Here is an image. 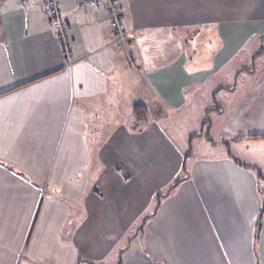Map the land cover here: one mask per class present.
I'll return each mask as SVG.
<instances>
[{
    "label": "crops",
    "instance_id": "0c3cea01",
    "mask_svg": "<svg viewBox=\"0 0 264 264\" xmlns=\"http://www.w3.org/2000/svg\"><path fill=\"white\" fill-rule=\"evenodd\" d=\"M43 2L0 0V264H78L113 251L183 165L156 119L234 59L233 83L216 86L232 93L215 113L229 151L191 157L119 260L264 264V46L243 51L264 41V0H118L123 48L103 9L56 0L51 14ZM207 51L211 68L188 58ZM128 71L156 115L138 132L118 123L90 146L91 129L106 130L99 105ZM81 200L65 240L68 202Z\"/></svg>",
    "mask_w": 264,
    "mask_h": 264
},
{
    "label": "rangeland",
    "instance_id": "374dc122",
    "mask_svg": "<svg viewBox=\"0 0 264 264\" xmlns=\"http://www.w3.org/2000/svg\"><path fill=\"white\" fill-rule=\"evenodd\" d=\"M208 34L209 38L207 39V41L208 44H210L209 42L211 41V46L215 43V41L212 40V33ZM248 42L249 44L247 45V47L244 46L243 51L251 48V45L254 42L257 48H260V46H264V41H262L260 44L258 41L251 40ZM125 46L126 44H122L121 46L114 47L123 48ZM187 53L188 55H190V52ZM188 58H191L192 61L196 62L197 65L199 63H202L205 68H211L212 66L211 55H208V51L207 55H205V52H203L199 57L190 56ZM234 63L235 59L227 64L223 68L222 72L218 71L210 75L208 79L201 84L200 87L192 89V93H189L187 95L185 105L179 111L175 113L171 111V113L166 115L165 118L159 120L156 119L157 123H160L162 131L166 134L169 141L173 145H175L176 149L181 150V153L185 152L184 156L182 155V163L184 164V166L181 165L177 178H180L184 175V168H186V163L191 160V157H195L200 153L203 154V156L208 157L212 156V154L217 155L228 150V148L226 149L224 145L219 144L221 137L219 135V131L216 128V117L218 115L217 109L219 107L221 98H223L224 96L232 97V93H230L229 95L225 92L226 89H219L220 91L216 90L218 88L216 86H219L220 84L225 85L228 83H233V79H235L233 77V65H235ZM132 73V71H128L125 84H122V87L114 90L112 95L106 98L99 105L101 111H103L104 113H102L103 117L106 118V121L103 120L106 122V130L104 131L103 135L99 134L96 136V129H91L92 134L89 133V135H87V140H89L90 146L92 145L96 148L97 146L101 145V142L107 137V134L109 133L108 129H113L118 123H125L126 126L129 127V130H131L132 132H138V129L142 128L145 124H147V122H149V120H151L153 106L148 105L147 107L145 104H141L143 109L142 111L138 110L136 114L133 111L134 104H137L139 102L140 89L138 87L139 83L136 85L137 78H135ZM213 89L216 91L212 93L211 90ZM215 113H217V115ZM162 114L164 113H160L158 115ZM153 115L155 116L156 114L153 113ZM100 122L102 123V120H100ZM108 124H110V127L107 126ZM206 144H211L212 148L206 149L205 147L208 146ZM263 149L264 148H261L262 151ZM261 154H263V152ZM91 171H93V169H91ZM94 178L95 176H92L90 178L89 184ZM155 199V195H153V200L149 208L146 211H143V214L139 216L134 224L132 223L133 225L131 224L132 229L131 227L129 228V230L119 239V241L116 242V245L113 247V251H111L106 257L96 260L83 258L77 261V263L117 264L119 260L120 249L130 241V236L135 233L136 229L139 232L140 227L137 226L141 224L143 216H145V214L149 213L153 209ZM68 203L69 215L68 220H66L65 222L63 232L65 240L70 239V237L67 238L66 236H70L71 231H73L77 227L76 223L79 218L78 216L83 213V200H81L78 204V208L72 206L70 202Z\"/></svg>",
    "mask_w": 264,
    "mask_h": 264
},
{
    "label": "built area",
    "instance_id": "2783aa9c",
    "mask_svg": "<svg viewBox=\"0 0 264 264\" xmlns=\"http://www.w3.org/2000/svg\"><path fill=\"white\" fill-rule=\"evenodd\" d=\"M86 7L95 9H103L107 14V20L111 28L113 39V46H121L126 44L130 38L129 33L126 30L125 22L120 15V7L118 0H79ZM56 6V0H44L42 9L44 11L54 13ZM52 24L55 27H59V20L53 19Z\"/></svg>",
    "mask_w": 264,
    "mask_h": 264
},
{
    "label": "trees",
    "instance_id": "16d2710c",
    "mask_svg": "<svg viewBox=\"0 0 264 264\" xmlns=\"http://www.w3.org/2000/svg\"><path fill=\"white\" fill-rule=\"evenodd\" d=\"M138 110H141V111L143 110L142 109V105L140 103L134 104V106H133V111H134L135 114L138 112ZM183 166H184V164H183ZM180 180H181V178H176L174 180V182H172L173 184L171 186H169L168 188H166L165 191H163V192L162 191H159V192H157L155 194V198L156 199H155V204H154L153 211L158 208V206L160 204V198L162 196H166L167 194H169L171 192V190L173 189V187L175 186V184H177ZM260 217H261V212L258 215L257 221L255 222V224H256V231H258V228L260 226ZM147 218H148V215H145L143 217V221H145ZM117 264H120V260H119V262H117Z\"/></svg>",
    "mask_w": 264,
    "mask_h": 264
}]
</instances>
